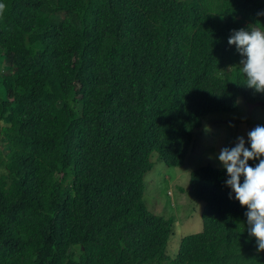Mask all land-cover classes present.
<instances>
[{
	"label": "trees",
	"instance_id": "16d2710c",
	"mask_svg": "<svg viewBox=\"0 0 264 264\" xmlns=\"http://www.w3.org/2000/svg\"><path fill=\"white\" fill-rule=\"evenodd\" d=\"M0 3V264H264L222 168L190 171L202 229L173 256L143 180L210 113L264 104L227 43L264 30V0Z\"/></svg>",
	"mask_w": 264,
	"mask_h": 264
},
{
	"label": "rangeland",
	"instance_id": "374dc122",
	"mask_svg": "<svg viewBox=\"0 0 264 264\" xmlns=\"http://www.w3.org/2000/svg\"><path fill=\"white\" fill-rule=\"evenodd\" d=\"M256 30V27H252ZM238 110L210 113L194 131L192 143L182 166H167L152 153L153 167L144 174V200L147 209L174 220L166 254L177 253L181 239L202 229L201 211L204 201L198 199L189 187V173L201 166L221 168L216 156L224 147H232L237 137L247 139V133L264 123V104H246L238 98ZM205 125L210 131L205 132ZM247 146V143H246ZM5 153L0 140V157ZM0 158V162H1ZM4 167L0 165V172Z\"/></svg>",
	"mask_w": 264,
	"mask_h": 264
},
{
	"label": "clouds",
	"instance_id": "9594fccd",
	"mask_svg": "<svg viewBox=\"0 0 264 264\" xmlns=\"http://www.w3.org/2000/svg\"><path fill=\"white\" fill-rule=\"evenodd\" d=\"M4 7L0 3V14ZM227 43L234 45L241 57L238 68L246 81L244 86L264 92V30H233ZM204 131H210L209 126L205 125ZM216 160L225 171L229 198L246 206L244 229L254 238L257 250H264V125L251 129L246 140L237 137L232 147L219 151ZM249 161L255 163L250 165Z\"/></svg>",
	"mask_w": 264,
	"mask_h": 264
}]
</instances>
